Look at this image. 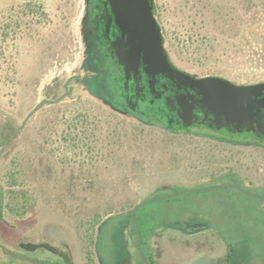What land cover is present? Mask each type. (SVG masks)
<instances>
[{"label": "rangeland", "instance_id": "1", "mask_svg": "<svg viewBox=\"0 0 264 264\" xmlns=\"http://www.w3.org/2000/svg\"><path fill=\"white\" fill-rule=\"evenodd\" d=\"M155 1L163 11L165 48L178 66L238 83L264 80L263 0H257L259 21L241 19L235 37L214 29L206 7L216 1L241 7L240 0ZM84 8V0H0V243L36 258L55 260L62 253L70 264H136L130 252L116 245L129 241V222L120 214L159 190L193 182L191 168L202 164L188 135L145 125L79 83ZM189 27L213 47L209 44L205 53L186 49L182 40ZM69 79L67 96L44 105L16 132L32 106L59 96ZM112 126L128 133L122 145L107 134ZM132 130L151 133L153 142L130 144ZM213 194H183L180 204L174 197L151 199L143 209L160 206L166 216L169 206L173 216H185L191 205L204 211ZM112 214L97 239L99 254L98 228ZM237 228L240 234L223 241L232 247L245 242L254 256L244 264H255L264 241L240 239L243 226ZM28 241L40 242L42 248L21 247ZM197 241L176 229H160L153 239L157 264L192 263L198 257L193 254ZM199 248L203 256L194 264H208V247ZM0 264L26 263L0 249Z\"/></svg>", "mask_w": 264, "mask_h": 264}, {"label": "flooded vegetation", "instance_id": "2", "mask_svg": "<svg viewBox=\"0 0 264 264\" xmlns=\"http://www.w3.org/2000/svg\"><path fill=\"white\" fill-rule=\"evenodd\" d=\"M153 1L154 15L162 30L165 45L164 23L157 16L156 1ZM84 4L80 25L85 55L83 75L78 78L79 83L93 97L115 110L128 113L150 127L186 134L196 142L194 154L197 163L202 166L191 168L193 182L159 190L139 202L173 196L176 203L180 204V195L183 194L203 191L216 194L206 199L204 211L191 205L187 215L178 216L177 213V216L167 222L162 220L156 234L160 229L162 232L176 229L199 239L193 251L198 257L195 256L190 264L201 258V245H206L210 251L208 264H244L248 262L247 257L253 261L254 253L246 247L245 242L232 247L223 240L233 233L240 234L237 228L240 225L243 226L240 239H264V100L261 105L253 104V110L247 112L242 121H234L222 113L210 111L200 104L203 95L197 88L166 74H153L146 70L140 44L110 0H84ZM170 60L187 73L196 77L206 76L195 75L178 66L171 58ZM68 92L69 87L67 94ZM98 93L104 94L107 100ZM261 97L264 95L259 99ZM126 216L129 219V215ZM161 216L166 218L162 214V208ZM128 222L129 241L115 244L130 252L135 258L131 262L138 264L132 226L129 220ZM135 223L137 224V218ZM223 224L232 227L224 229ZM138 228L137 225V230ZM139 232L140 230L138 234ZM97 239L95 248L99 253ZM28 242L20 243L21 247L31 250L42 248L40 242H31L38 244L34 248L24 247L23 244ZM137 248L139 250L138 243ZM155 250L154 246L156 261ZM61 256L55 260L37 259L49 264H70L65 254L61 253ZM255 264H264V253Z\"/></svg>", "mask_w": 264, "mask_h": 264}, {"label": "water", "instance_id": "3", "mask_svg": "<svg viewBox=\"0 0 264 264\" xmlns=\"http://www.w3.org/2000/svg\"><path fill=\"white\" fill-rule=\"evenodd\" d=\"M110 2L126 21L133 32V36L140 44L143 53L142 58L149 73L166 74L173 79L197 88L203 95L200 99V104L203 107L212 112L222 113L234 121H242L245 114L253 110V104H262L264 97H261V99L259 97L264 95V81L238 83L218 74L196 77L171 62L164 45L162 30L154 15L153 0H110ZM64 86L65 91L59 96L55 98L44 97L36 102L17 126L16 132L23 128L27 120L44 105L55 104L66 97L68 80ZM140 203L135 204L130 210L135 222V209ZM137 243L144 264H148L141 248L140 232ZM37 245L31 242L23 244L26 248H34ZM0 249L10 256L27 259L34 264H49L24 253L15 252L3 243H0Z\"/></svg>", "mask_w": 264, "mask_h": 264}, {"label": "trees", "instance_id": "4", "mask_svg": "<svg viewBox=\"0 0 264 264\" xmlns=\"http://www.w3.org/2000/svg\"><path fill=\"white\" fill-rule=\"evenodd\" d=\"M202 1V0H199ZM208 1V0H206ZM264 1V0H263ZM241 7H239L237 4H232L230 2L226 3H220L216 1L212 4V8L210 9L209 6L206 7L210 11V18L211 23L214 27V29L221 35L225 36H231L235 37L238 33L240 20H248L253 21V23H256L259 21L258 16V2L257 0H240ZM156 7V14L161 18L162 16V9L158 3H155ZM211 7V6H210ZM162 20V18H161ZM164 28V26H163ZM165 29V28H164ZM186 32L183 34V40L182 43L184 44V47L186 49H189L190 47L194 49L196 53H205L206 49L208 50V45L211 43L210 40L204 36L203 34H199L197 31L192 30V28H186ZM165 35H167V32L165 30ZM211 47H213L212 44H210ZM99 96L103 97L107 100V97L102 94L98 93ZM85 115V114H82ZM89 115L88 113L86 116ZM132 136H129L130 144H140L143 142H153L154 138L151 139V133H144L138 130H132ZM111 141L114 143H118L119 145L123 144L124 140H127L128 133H122L116 129V126H112L111 130L107 133ZM173 198V196L166 197L165 199H168L169 201ZM157 199V198H155ZM151 199H148L147 201L142 202L135 210L136 218H137V224L135 223L134 219L132 218L129 211L126 213L120 214L122 218L129 215V221L132 226L131 232L133 237L134 245L136 246L135 254H136V261L138 264H144L141 254L137 248V236H138V230L137 225L139 226V230L142 236V250L146 257V260L149 264H155V257H154V246H153V238L156 234L157 227L159 226L160 222L163 221H169L174 216L171 214V208L169 206L166 207V213L165 217L162 218L161 216V207L160 206H153L148 211H145L143 209V205L150 201ZM113 215H110L107 217L102 223L100 224L98 228V236L101 232L102 225L110 219ZM98 238V237H97ZM260 240H263V238H260ZM14 258V257H13ZM17 259V258H14ZM22 261L26 264L31 263L27 259H22Z\"/></svg>", "mask_w": 264, "mask_h": 264}]
</instances>
